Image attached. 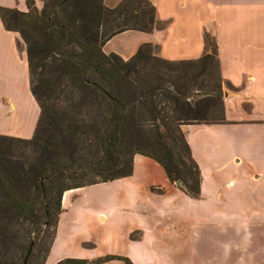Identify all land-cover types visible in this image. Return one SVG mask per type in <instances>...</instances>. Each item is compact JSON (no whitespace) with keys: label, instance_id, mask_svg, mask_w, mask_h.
<instances>
[{"label":"crops","instance_id":"1","mask_svg":"<svg viewBox=\"0 0 264 264\" xmlns=\"http://www.w3.org/2000/svg\"><path fill=\"white\" fill-rule=\"evenodd\" d=\"M148 1L165 28L119 34L104 53L128 60L153 44L165 60H196L204 32L212 31L220 75L230 85L222 123L182 128L200 173L199 197L135 155L129 177L63 194L44 264H97L108 256L131 264H264V0ZM121 2L103 0L108 8ZM0 8L25 12L26 4L0 0ZM18 42L0 19V136L29 139L40 110Z\"/></svg>","mask_w":264,"mask_h":264},{"label":"trees","instance_id":"2","mask_svg":"<svg viewBox=\"0 0 264 264\" xmlns=\"http://www.w3.org/2000/svg\"><path fill=\"white\" fill-rule=\"evenodd\" d=\"M39 1L41 9L25 0V12L0 8L4 28L18 34L26 53L40 110L31 138L0 136V264H6L15 223L26 226V242L7 264H44L63 194L129 177L135 155L157 162L172 184L197 199L200 173L180 126L222 123L223 89L230 87L207 33L196 60H165L151 44L126 61L104 53L119 34L165 28L148 0H122L115 8L103 0ZM193 90L198 99L189 101ZM112 260L131 264L114 256L96 263Z\"/></svg>","mask_w":264,"mask_h":264},{"label":"rangeland","instance_id":"3","mask_svg":"<svg viewBox=\"0 0 264 264\" xmlns=\"http://www.w3.org/2000/svg\"><path fill=\"white\" fill-rule=\"evenodd\" d=\"M35 1V5H36V0H34ZM107 1H112V0H107ZM36 7L38 8V9H41V7H42V3H38V5H36ZM158 20V19H157ZM205 33H207L208 35H210L211 36V38H213V39H215V36L213 35V33H212V31H206V32H204V34ZM203 37H204V35H203ZM114 38V37H113ZM112 38V39H113ZM204 40V39H203ZM109 42V41H108ZM107 42V43H108ZM106 45V44H105ZM153 47H156L158 50H159V48L157 47V46H155V45H153V44H151ZM21 46H22V44H21ZM23 48V47H22ZM24 49V48H23ZM157 49H155V52L156 53H158V55H159V51L157 50ZM154 52V51H153ZM126 61V60H125ZM204 80L206 81L207 80V83L211 86V87H214L215 85H216V81H213L212 79H210V78H204ZM224 90V89H223ZM57 93V92H56ZM198 92L196 91V90H193L191 93H190V99H189V101H195V100H197L198 99ZM53 96L55 97L56 96V94H53ZM189 125H194V124H187L186 122L183 124V125H181L180 126V129L182 130V128L184 127V126H189ZM195 126H200V125H195ZM182 133H183V131H182ZM184 134V133H183ZM185 137V136H184ZM178 149H180L181 147L179 146V147H177ZM179 153L180 154H182V152H180L179 151ZM25 228H26V226H24V225H21V224H19V223H15L14 224V227L12 228V238H10V240H11V242H12V247L10 248V252L8 253V255L7 256H5V261H6V264H7V262H10V256H12V255H15V256H18L20 253H21V250H22V247H23V245H24V243L26 242L25 241V237H26V232H25ZM43 229V228H42ZM30 238H32L33 240H35V238H36V236L34 235V233H32L31 235H30ZM50 239V234H48V235H46V237L44 238V240L42 241V243H41V247H44L46 244H47V242H48V240Z\"/></svg>","mask_w":264,"mask_h":264}]
</instances>
